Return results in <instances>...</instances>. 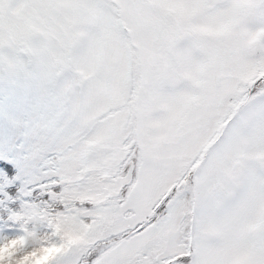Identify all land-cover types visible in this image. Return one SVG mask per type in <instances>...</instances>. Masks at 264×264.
Masks as SVG:
<instances>
[{"label":"snow or ice","instance_id":"6c2138e0","mask_svg":"<svg viewBox=\"0 0 264 264\" xmlns=\"http://www.w3.org/2000/svg\"><path fill=\"white\" fill-rule=\"evenodd\" d=\"M0 264H264V0H0Z\"/></svg>","mask_w":264,"mask_h":264}]
</instances>
